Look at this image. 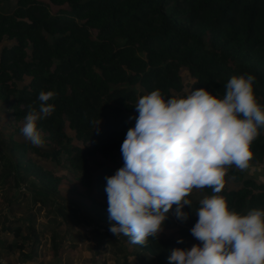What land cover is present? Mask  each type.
I'll list each match as a JSON object with an SVG mask.
<instances>
[{"label": "trees", "instance_id": "trees-1", "mask_svg": "<svg viewBox=\"0 0 264 264\" xmlns=\"http://www.w3.org/2000/svg\"><path fill=\"white\" fill-rule=\"evenodd\" d=\"M181 69L193 79L190 92L204 88L218 98H223L232 76L252 74L254 93L264 105V0H0V100L9 102L12 116L21 121L28 105L39 109L41 91L57 93L48 102L55 111L37 122L45 148L6 146L1 139L0 165L9 163L11 172L19 177L23 171L50 193L54 189L43 183L49 173L26 158L32 151L38 159L63 164L82 178L93 177L95 190L106 193L107 177L124 166L121 146L135 126L138 100L157 89L165 99L175 98L173 93L183 88ZM259 133L250 146L255 163L264 159V128ZM97 158L111 165L94 166ZM9 175L1 174L0 182ZM203 190L213 193L208 187ZM220 193L229 210L241 215L264 210V186L254 180ZM34 195L32 208L54 202L51 194ZM13 203L21 209L13 197L9 209ZM107 207L94 202L90 206L103 225L92 230L99 235L96 247L111 246L100 252L96 264L109 259L119 260L116 264H169L172 249L187 248L185 238L200 204L184 206L187 220L177 218L175 206L167 214L163 227L181 223L189 228L182 231V243L149 237L146 245L133 244L139 250L135 256L128 252L127 236L115 237L105 229L115 223L108 219ZM54 221L49 218L47 223ZM3 222L2 232L9 238L0 240V249L7 255L16 251L21 261L34 264L40 249L34 225L23 229L15 226L19 219ZM64 244L65 236L51 234L54 257L63 256Z\"/></svg>", "mask_w": 264, "mask_h": 264}, {"label": "clouds", "instance_id": "clouds-1", "mask_svg": "<svg viewBox=\"0 0 264 264\" xmlns=\"http://www.w3.org/2000/svg\"><path fill=\"white\" fill-rule=\"evenodd\" d=\"M255 80L247 73L232 76L223 98L199 88L186 98L165 99L157 89L138 100L135 126L121 146L124 166L107 177L108 219L115 222L111 233L146 245L163 231L173 206L177 218L187 220L182 209L191 208L189 195L208 187L214 194L200 200L190 230L201 243L172 249L169 264H264V210L241 215L216 195L232 166L250 168V146L264 128ZM56 95L41 91L39 109L28 105L21 132L35 147L45 143L37 122L55 111L48 102Z\"/></svg>", "mask_w": 264, "mask_h": 264}, {"label": "rangeland", "instance_id": "rangeland-1", "mask_svg": "<svg viewBox=\"0 0 264 264\" xmlns=\"http://www.w3.org/2000/svg\"><path fill=\"white\" fill-rule=\"evenodd\" d=\"M10 6L14 5V1L9 3ZM2 7V6H1ZM180 76L183 82V88L179 93H173L175 98H181L182 95L187 97L190 93V84L193 79L189 76L185 69H181ZM25 79L24 82H27ZM141 90V89H140ZM24 120L16 121L12 116V109L9 102H3L0 100V140L4 141L6 146L11 144H30V141L26 140L22 135L21 128L23 127ZM65 132L69 136H72V132L65 127ZM46 144L42 147L45 148ZM1 147V143H0ZM35 147V146H34ZM7 153V152H5ZM18 153L15 154V158L18 157ZM26 158L34 165H39L43 170L49 173V180H44L43 183L47 188L54 189L50 193L45 191L43 185L37 182L36 179H32L23 171L20 170L19 177L11 172L10 165H0V175H10L0 182V240H3L7 235L3 234L2 226L4 225V218L10 220H18L19 222L15 226L24 227L29 224H33L36 232H39L40 236V249L36 252L34 258V264H96V258L103 252L105 248H111L110 245H102L105 248L100 249L96 247L99 241V235L92 230L97 226H103L102 222L97 218L94 210L90 206L94 203L102 205H108L107 193H99L93 187V177L82 178L79 173L73 172L63 164L56 165L49 161H43L37 158L32 152L26 153ZM13 162V159H12ZM21 165V162H20ZM19 167L21 168V166ZM22 165H25L22 163ZM111 165L108 159L97 158L94 166L104 167ZM21 173L22 176L21 177ZM239 178V179H238ZM226 185L222 190L224 192L236 190L241 187L242 181L246 179L254 180L255 182L264 186V159L260 163L250 161V168L244 171L232 166L226 174ZM29 189L34 196L44 197L47 194H51L54 198L53 203H45V205H36V208H32L31 196L27 192ZM214 193L208 194L203 189H194L189 195V199L193 203H199L201 199L206 196H211ZM216 195L222 196L221 193ZM13 198H17L18 203H21V209H18V205L13 203L9 209L8 203ZM200 204V203H199ZM25 208H32V211L25 210ZM245 212L243 215H246ZM175 219V214L172 212L169 214ZM54 219L53 224L48 225V219ZM16 222V221H13ZM107 226H111V223H106ZM46 226V227H45ZM110 227L105 228L109 231ZM189 230L186 225L177 223L175 226H164L163 231L160 233V239L165 242H171L177 239H181L183 230ZM24 233V230H22ZM189 234L185 238V244L187 248H191L194 244H200L192 235L190 230ZM54 233L59 236H65L64 254L61 258H56L50 251V236ZM117 237L116 235H114ZM9 238V237H7ZM116 240H114V244ZM119 242L116 246H119ZM127 246L131 249L128 251L131 255H136L139 250L133 246L132 243L126 242ZM28 245L23 251L25 254L29 253ZM102 250V251H100ZM119 258V257H118ZM99 259V258H98ZM119 260L109 259L106 264H116ZM0 264H29L21 261L19 253L11 251L8 255L4 252V249H0Z\"/></svg>", "mask_w": 264, "mask_h": 264}]
</instances>
